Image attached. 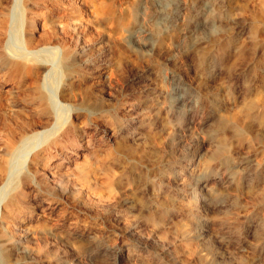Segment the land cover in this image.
Wrapping results in <instances>:
<instances>
[{
	"label": "rangeland",
	"instance_id": "1",
	"mask_svg": "<svg viewBox=\"0 0 264 264\" xmlns=\"http://www.w3.org/2000/svg\"><path fill=\"white\" fill-rule=\"evenodd\" d=\"M144 1L0 0V203L15 194L21 201L15 221L0 219V264H203L198 242L181 237L202 222L211 231L204 236L205 248L218 255V264H264V225L255 227L264 216V182L258 173L250 175L247 186L237 176L236 185L219 188L211 205L198 186L181 191L161 185L166 173L178 178L215 165L208 142L227 138L225 121L249 98L247 56L264 43V1ZM187 16L193 20H184ZM139 32L146 34L144 50L137 43ZM160 36L161 47L154 51L151 46ZM216 41L244 43L243 57L234 61L228 52L219 65L212 63L206 55ZM66 50L74 58L71 73L62 65ZM45 140H57L53 158L46 167L34 168ZM227 144L230 169L241 175V167L255 160L264 171V152L250 156ZM223 179L219 174L213 182L217 186ZM130 211L136 212L131 216ZM220 233L229 237L226 246L215 241Z\"/></svg>",
	"mask_w": 264,
	"mask_h": 264
},
{
	"label": "bare ground",
	"instance_id": "2",
	"mask_svg": "<svg viewBox=\"0 0 264 264\" xmlns=\"http://www.w3.org/2000/svg\"><path fill=\"white\" fill-rule=\"evenodd\" d=\"M7 1V0H6ZM26 1H30V0H26ZM146 1V0H145ZM145 1H144V4H145ZM187 1V0H186ZM264 1V0H263ZM262 1V2H263ZM16 2L18 3V0H12V4L13 3H15L16 4ZM194 3H195V1H193ZM193 2L191 1V3L193 4ZM256 2H258V0H256L255 1V3ZM262 2H260V3H262ZM3 4V3H2ZM11 4V5H12ZM27 4V3H26ZM143 4V5H144ZM186 4V3H185ZM257 4H259V2L257 3ZM256 4V7L258 6ZM29 5V4H28ZM264 5V4H263ZM14 6V5H13ZM12 6V7H13ZM92 7H93V5H92ZM259 7L261 8V5H259ZM94 8V7H93ZM145 8V7H144ZM258 8V7H257ZM96 9H98V7H96ZM94 10V9H93ZM182 10V9H181ZM96 11V10H95ZM99 11V10H98ZM98 11H97V13H98ZM191 11V10H190ZM197 12H199V11H197ZM187 13V12H186ZM93 14V13H92ZM185 15V14H184ZM183 15V16H184ZM188 15V14H187ZM191 15V14H190ZM4 17L6 16V15H3ZM193 16V15H192ZM192 16H187V19H185V17H184V20H187V22H191L192 20H193V17ZM195 18V17H194ZM199 18V17H198ZM181 19V18H180ZM204 21V20H203ZM220 23V22H219ZM178 24H179V22H178ZM184 24V23H183ZM185 24H187V23H185ZM221 25H222V23H220ZM220 25V26H221ZM185 26V25H184ZM195 26V25H194ZM218 26H219V24H218ZM223 26V25H222ZM220 27L221 29L222 28H224L225 30H224V33H225V31H226V26H225V23H224V26L223 27ZM229 26H230V23H229ZM22 27V26H21ZM177 27H179V26H177ZM176 27V28H177ZM186 27V26H185ZM261 27H262V25H261ZM24 28H26V27H24ZM231 28V27H230ZM229 28V29H230ZM178 29V28H177ZM192 29V28H191ZM143 30V29H142ZM145 30V29H144ZM181 30V29H180ZM186 30V29H185ZM258 30V29H257ZM141 31V30H140ZM177 31V30H176ZM182 31V30H181ZM187 31V30H186ZM227 32V31H226ZM256 32V31H255ZM162 33H163V31H162ZM169 33H170V30H169ZM229 33V32H228ZM155 36H156V32L155 33H153ZM152 34V35H153ZM230 34V33H229ZM254 35H255V33H253ZM262 34V33H261ZM260 34V35H261ZM263 34H264V32H263ZM29 35V34H28ZM165 35V34H164ZM170 35V34H169ZM172 35V34H171ZM222 35V34H221ZM48 36H49V34H48ZM157 36H158V34H157ZM24 37V36H23ZM137 43H138V46L140 47V48H146L147 47V43H146V34L144 33V32H139L138 34H137ZM135 37V38H136ZM151 37V36H150ZM163 37V36H162ZM161 36H160V38L159 37H157L156 38V40H155V43H153V45L151 46L150 44V46H151V49L152 50H154V51H158L159 49H160V47H161V43H162V41H161V38H162ZM169 37V36H168ZM181 37V36H180ZM229 37V36H228ZM253 37V36H252ZM255 38H256V36H254ZM29 38V37H28ZM30 38H33L32 36L30 37ZM148 38V37H147ZM171 38V37H170ZM217 38H218V36H216V40H217ZM232 38H233V36H232ZM242 38V37H241ZM241 38L239 39V40H241ZM258 38V37H257ZM256 38V39H257ZM25 39V38H24ZM172 39V38H171ZM173 39H174V37H173ZM181 39V38H180ZM185 39V38H184ZM214 39H215V37H214ZM237 39V38H236ZM244 39V38H243ZM248 39V38H247ZM253 39V38H252ZM148 40H149V38H148ZM147 40V41H148ZM150 40H151V38H150ZM168 40V39H167ZM175 40V39H174ZM199 40V39H198ZM201 40V39H200ZM225 40V39H224ZM230 40V39H229ZM28 41V40H27ZM34 41V40H33ZM234 41V40H233ZM236 41V40H235ZM238 41V40H237ZM247 41V40H246ZM180 42V41H179ZM258 42H262V41H260V39L256 42L255 41V43L257 44ZM24 43V42H23ZM28 43V42H27ZM149 43H151V42H149ZM164 43H166V42H164ZM169 43H170V45H172L171 44V42L169 41ZM177 43V42H176ZM197 43V42H196ZM208 43V42H207ZM230 42H228L227 43V41L226 42H217L216 41V44L214 45V47H213V49L211 50V51H209V53L206 55V59H210V60H214V62H212V63H215L216 65L218 64H220L221 63V60H222V57L224 56V54L225 53H227L228 54V52H230L231 54H232V56H233V60L234 61H236V60H239L240 61V59L243 57V52H244V50H242V45L244 44H241L242 42H235L234 44H229ZM25 44V43H24ZM214 44V43H213ZM30 44H27V47L29 46ZM148 45V46H149ZM204 45V44H203ZM212 45V44H211ZM251 45V44H250ZM26 46V45H25ZM31 46V45H30ZM164 46V45H163ZM166 46V45H165ZM198 46V45H197ZM26 47V48H27ZM191 47V46H190ZM206 47V46H205ZM208 47V46H207ZM206 47V48H207ZM6 48V47H5ZM29 48V47H28ZM68 48V47H67ZM150 48V47H149ZM149 48H147L148 50H149ZM170 48V47H169ZM198 48V47H197ZM203 48V47H202ZM7 49V48H6ZM151 49H150V51H151ZM195 49V48H194ZM199 49V48H198ZM198 49H196L197 51H198ZM205 49V48H204ZM247 49V48H246ZM29 50H31V49H28V51ZM81 50V49H80ZM144 50V49H143ZM188 50V49H187ZM205 50H207V49H205ZM10 51V50H9ZM140 51H142V50H140ZM147 51V50H146ZM184 51V50H183ZM192 51V50H191ZM2 52V51H1ZM5 52H6V50H5ZM33 52V51H32ZM80 52V51H79ZM165 52V51H164ZM169 52V51H168ZM63 57H62V65H63V67H64V70L65 71H70V70H72V68H73V66H74V58H73V56H72V53L69 51V50H66L65 52L63 51ZM134 54H135V50H134ZM164 54V53H163ZM163 54H161V55H163ZM203 54V53H202ZM245 54V53H244ZM7 55V54H6ZM31 55V54H30ZM83 55V54H82ZM86 55V54H85ZM133 55V54H132ZM136 55V54H135ZM137 55H138V53H137ZM165 55H167V54H164V56ZM196 55V54H195ZM205 55V54H204ZM5 56V55H4ZM12 57H13V55H11ZM29 56V55H28ZM80 56V55H79ZM203 56V55H202ZM230 56V55H229ZM11 57V58H12ZM33 57V56H32ZM90 57V56H89ZM248 61H247V63H246V67L247 68H249L250 69V71H251V73H252V81L250 82V85H248L245 81H243V82H245L246 84H247V86H250V87H248L249 88V90H248V92H249V98H248V100L245 102H243V103H241V106H240V109L238 110V112L233 116L231 113V119H229V120H227V121H225V126H226V128L225 129H227V131H228V134H227V138L225 139V140H223V141H221L220 139H218L219 137H217V138H212L211 140H210V142H208V144H209V149H210V151H211V156H212V158L215 160V165L214 166H209V165H203V166H200L199 168H197V169H191L187 174H185V175H183V176H180V177H178V178H171L170 177V175L172 174H164L163 176H162V184L161 185H165V186H169V185H173V186H175V187H177L179 190H181V191H183V190H186L187 191V189H190V188H192V187H194V186H198V187H200V189H201V191H202V199H203V201L206 203V204H208V205H211V200H210V198H211V196H213V195H215L217 192H218V189L219 188H227L229 185H231L232 183H234L235 185H236V183H235V181L234 180H237L236 178H237V176H239V178H241L242 179V181L245 183V185L247 186V185H249L250 184V175L252 174V173H258L259 174V177H260V180L261 181H263L264 182V171L262 170V164L261 163H259V162H255V160H253L254 161V163H251V164H247V165H244V167L242 168L241 167V169H242V173L240 172V174L241 175H239L238 173H239V171H238V173L236 172V171H234V170H232V169H230L227 165L230 163H228V162H226V158H228V156L226 157V155H227V153H229L228 152V147L229 148H231L230 147V145L229 146H226V143H228L229 144V141L232 143V147H233V149H234V151H238V152H242V153H244V154H250V156L251 155H255V154H257V153H259V154H261L260 152H264V43L263 44H261V45H258L257 47H254V48H252V49H250L249 50V52H248ZM179 58H180V56H179ZM205 58V57H204ZM244 58H245V56H244ZM6 59V58H5ZM17 59V58H16ZM20 59V58H19ZM178 59V58H177ZM192 59V58H191ZM206 59H204V60H206ZM29 60V59H28ZM99 60V59H98ZM179 60V59H178ZM201 60V59H200ZM227 60V59H226ZM4 61V60H3ZM8 61V60H7ZM26 61V60H25ZM34 61V60H33ZM9 62V61H8ZM20 62V61H19ZM37 62H38V59H37ZM42 62H43V60H42ZM41 62V63H42ZM90 62V61H89ZM191 62H193V61H191ZM201 62V61H200ZM230 62H231V60H230ZM10 63V62H9ZM26 63V62H25ZM40 63V62H39ZM44 63V62H43ZM204 63V62H203ZM229 63V62H228ZM101 64V63H100ZM99 64V65H100ZM232 63H230V65H231ZM5 65V64H4ZM9 65V64H8ZM20 65V64H19ZM96 65V64H95ZM205 65V64H204ZM229 65V64H228ZM227 65V66H228ZM233 66L232 67H234V64H232ZM240 65V64H239ZM239 65H237L238 67H239ZM77 66V65H76ZM80 66V65H79ZM111 66V65H110ZM110 66H108V67H110ZM146 66V65H145ZM236 66V65H235ZM236 66V67H237ZM241 66V65H240ZM8 67V66H7ZM15 67V66H14ZM20 67V66H19ZM89 67V66H88ZM91 67V66H90ZM89 67V68H90ZM93 67V66H92ZM99 67V66H98ZM97 67V68H98ZM141 67V66H140ZM143 67V66H142ZM220 67H222V66H220ZM27 68V67H26ZM29 68V67H28ZM51 68H52V66H51ZM204 68V67H203ZM210 68H212V67H210ZM228 68V67H227ZM230 68H231V66H230ZM21 69V68H20ZM53 69H54V67H53ZM104 69V68H103ZM208 69H209V67H208ZM16 70V69H15ZM25 70V69H24ZM23 70V71H24ZM31 70V69H30ZM49 70H50V68H49ZM49 70H47V71H49ZM89 70V69H88ZM100 70V69H99ZM98 70V71H99ZM145 70V69H144ZM203 70V69H202ZM73 71V70H72ZM72 71H70V73L72 72ZM138 71V70H137ZM223 71V70H222ZM25 72H26V70H25ZM50 72V71H49ZM79 72V71H78ZM145 72V71H144ZM210 72V71H209ZM213 72V71H212ZM224 72H225V70H224ZM229 72L230 71H228V74H229ZM249 72V71H248ZM5 73V72H4ZM23 73V72H22ZM48 73V72H47ZM147 73V72H146ZM244 73V72H243ZM18 74V73H17ZM54 74H56V72H54ZM227 74V73H226ZM70 75V74H69ZM73 75V74H72ZM79 75V74H78ZM55 76H57V74L55 75ZM58 76H59V73H58ZM83 76V75H82ZM139 76V75H138ZM147 76V75H146ZM204 76V75H203ZM226 76V75H225ZM248 76V75H247ZM67 78V74H66V77H65V79ZM69 78V77H68ZM67 78V79H68ZM72 78V77H71ZM139 78H141V77H139ZM204 78H205V76H204ZM217 78V77H216ZM221 78V77H220ZM227 78V77H226ZM228 78H230V77H228ZM227 78V79H228ZM244 78V77H243ZM249 78V77H248ZM225 79V78H224ZM204 80V79H203ZM72 81V80H71ZM79 81V80H78ZM207 81V80H206ZM236 81V80H235ZM240 81H242V80H240ZM68 82V81H67ZM239 82V81H238ZM72 83H73V81H72ZM71 83V84H72ZM209 83V82H208ZM219 83V82H218ZM69 84V83H68ZM222 84V83H221ZM234 84H236V83H234ZM233 84V85H234ZM239 84V83H238ZM244 84V83H243ZM67 85V84H66ZM210 85V84H209ZM220 85V84H219ZM222 85H225L224 83L222 84ZM227 85V84H226ZM225 85V86H226ZM245 85V84H244ZM225 86H224V89H225ZM236 86V85H235ZM212 87V86H211ZM220 87V86H219ZM223 87V86H222ZM221 87V88H222ZM227 87V86H226ZM240 87V86H239ZM242 87H243V85H242ZM208 88V87H207ZM213 88V87H212ZM220 88V89H221ZM229 88H231V86L229 87ZM197 89V88H196ZM247 89V88H246ZM245 89V90H246ZM222 90V89H221ZM236 90V89H235ZM241 91V90H240ZM239 91V92H240ZM39 92V91H38ZM195 92H197V91H195ZM225 92V91H224ZM234 92V91H233ZM245 92V91H244ZM43 93V92H42ZM227 93V92H226ZM229 93V92H228ZM237 93V92H236ZM66 94V93H65ZM197 94V93H196ZM198 94H200V93H198ZM235 94V93H234ZM242 94V93H241ZM202 95V94H201ZM215 95V94H214ZM229 95V94H228ZM237 95L239 96V94L237 93ZM243 95V94H242ZM216 96V95H215ZM243 96H245V95H243ZM73 97V96H72ZM205 97V96H204ZM207 97V96H206ZM209 97L211 98V95H209ZM220 97V96H219ZM230 97V96H229ZM229 97H226V98H229ZM234 97V96H233ZM51 98V97H50ZM190 98V97H189ZM209 98V99H210ZM214 98V97H213ZM221 98V97H220ZM237 98V97H236ZM38 99L40 100V102H44L45 101V97L43 96V94H39V96H38ZM78 99V98H77ZM149 99V98H148ZM199 99H201V98H199ZM208 99V98H207ZM215 99V98H214ZM222 99H223V97H222ZM239 99H240V97H239ZM72 100H73V98H72ZM204 100H206V99H204ZM227 100V99H226ZM243 100V99H242ZM211 101V100H210ZM220 101V100H219ZM48 102V101H47ZM217 102V101H216ZM236 102V101H235ZM39 103V102H38ZM189 103V102H188ZM220 103V102H219ZM224 102H222L221 104H223ZM237 103V102H236ZM47 104V103H46ZM148 104H150V102L148 103ZM209 104V103H208ZM217 104V103H216ZM227 104H228V102H227ZM226 104V105H227ZM87 105H88V103H87ZM145 105H147L146 104V102H145ZM214 105V104H213ZM218 105V104H217ZM39 106H42V104H40ZM76 106V105H75ZM143 106V105H142ZM202 106V105H201ZM207 106V105H206ZM227 106H230V107H232L231 105H227ZM88 107H90V106H88ZM148 107V106H147ZM146 107V108H147ZM150 107V106H149ZM160 107V106H159ZM209 107V106H208ZM218 107H219V105H218ZM218 107L216 106V109H218ZM225 107V106H224ZM44 108V107H43ZM43 108H41V109H43ZM234 108V107H233ZM232 108V109H233ZM236 108H239L238 106L236 107ZM45 110H47V108L45 107L44 108ZM150 109V108H149ZM160 109V108H159ZM220 109V108H219ZM230 109V108H229ZM232 109H230V110H232ZM235 109V108H234ZM87 110V109H86ZM154 110V109H153ZM205 110V109H204ZM229 110V111H230ZM48 111V110H47ZM55 111V110H54ZM82 111V110H81ZM225 111V110H224ZM229 111H227V113L229 112ZM233 111V110H232ZM88 112V111H87ZM216 112V111H215ZM221 112V111H220ZM235 112V111H234ZM233 113V112H232ZM48 114V113H47ZM55 114H56V112H55ZM181 114V113H180ZM224 114H225V112H224ZM223 114V115H224ZM229 114V113H228ZM138 115V114H137ZM142 115H143V113H142ZM181 115H183V114H181ZM214 115V114H213ZM221 115V114H220ZM219 115V116H220ZM227 115V114H226ZM42 116V115H41ZM129 116V115H128ZM127 116V117H128ZM130 116H131V114H130ZM88 117V116H87ZM216 117V116H215ZM228 117V116H227ZM143 118V117H142ZM45 119V118H44ZM88 119V118H87ZM90 119V118H89ZM177 119V118H176ZM23 120V119H22ZM136 120V119H135ZM143 120V119H142ZM216 120H218V119H216ZM215 120V121H216ZM93 121V120H92ZM117 121V120H116ZM128 121V120H127ZM138 121V120H137ZM180 121V120H179ZM212 121V120H211ZM32 122V121H31ZM130 122V121H129ZM140 122V121H139ZM185 122V121H184ZM23 123H24V121H23ZM125 123V122H124ZM217 124H218V122H216ZM222 123V122H221ZM93 124V123H92ZM172 124V123H171ZM217 124L215 125V126H217ZM220 124V123H219ZM221 125V124H220ZM34 126V125H33ZM123 126V125H122ZM173 126H174V124H173ZM172 126V127H173ZM189 126V125H188ZM192 126V125H191ZM21 127V126H20ZM117 127V126H116ZM169 127V126H168ZM215 128V127H214ZM216 128H218V126L216 127ZM45 129V128H44ZM72 129V128H71ZM121 129V128H120ZM163 129V128H162ZM168 129V128H167ZM167 129H165L166 131L165 132H167V131H169V130H167ZM170 129V128H169ZM75 130V129H74ZM118 130V129H117ZM174 131H175V128L173 129ZM26 131H28V130H26ZM44 131V130H43ZM115 131H116V129H115ZM164 131V130H163ZM171 131V130H170ZM180 131H181V129H180ZM220 130L218 129V132H219ZM221 131H223V130H221ZM118 132V131H117ZM123 132V131H122ZM172 132V131H171ZM176 132V131H175ZM182 132V131H181ZM190 132V131H189ZM216 132V131H215ZM79 133V132H78ZM185 133V132H184ZM188 133V132H187ZM117 134V133H116ZM169 134H171V133H169ZM174 134V133H173ZM183 134V133H182ZM224 134V133H223ZM222 134V135H223ZM17 135V134H16ZM68 136V134H65L64 136ZM72 135V134H71ZM63 136V135H62ZM170 136V135H169ZM169 136H167L168 138H170ZM178 136V135H177ZM180 136H181V133H180ZM225 136V135H224ZM83 138V137H82ZM173 138V137H172ZM171 138V139H172ZM175 138V137H174ZM173 138V139H174ZM177 138V137H176ZM210 138V137H209ZM63 139V138H62ZM67 139V138H66ZM175 140V139H174ZM85 141V140H84ZM83 141V142H84ZM173 141V140H172ZM208 141V140H207ZM226 141H228V142H226ZM41 143V142H40ZM193 143V142H192ZM43 144V143H42ZM56 144H57V140H50V141H46L45 140V142H44V145L39 149V150H37V152H39V154H37L36 156H35V160L32 162V164H33V166H34V168L35 167H40V166H43V167H46L47 166V162H49V159H51V158H53V155H52V151L53 150H55V147H56ZM198 144V143H197ZM227 144V145H228ZM201 145L202 146H204L205 144H204V142L203 143H201ZM74 146V145H73ZM187 146V145H186ZM191 146V145H190ZM126 148V147H125ZM123 146H122V148L121 149H125ZM129 148V147H128ZM128 148H126V149H128ZM184 148V147H183ZM185 148H187V147H185ZM197 148V147H196ZM207 148V147H206ZM206 148H204V150L206 149ZM209 149H208V151H209ZM232 149V148H231ZM203 150V151H204ZM127 151H129V150H127ZM126 151V152H127ZM189 151V150H188ZM187 152V151H186ZM232 152V151H231ZM8 153V152H7ZM198 153V152H197ZM206 154L208 153L209 154V152H205ZM58 154V153H57ZM65 154V153H64ZM67 154V153H66ZM127 155H128V153H126ZM205 154V155H206ZM230 154H232V153H230ZM229 154V155H230ZM33 156V155H32ZM238 156H239V154H238ZM67 157V156H66ZM231 158V157H230ZM255 158V157H254ZM259 158V157H258ZM87 159V158H86ZM192 159V158H191ZM229 159V158H228ZM260 159V158H259ZM129 160V159H128ZM239 160V159H238ZM245 160V159H244ZM53 161V160H52ZM135 161V160H134ZM192 161V160H191ZM197 161V160H196ZM231 161V160H230ZM86 162V161H85ZM205 162V161H204ZM233 162V161H232ZM262 162V161H261ZM52 163V162H51ZM89 163V162H88ZM91 163V162H90ZM169 163V162H168ZM173 163H175V162H173ZM200 163H201V161H200ZM225 163H228L227 165L225 164ZM54 164V163H53ZM52 164V165H53ZM71 164H73V162L71 163ZM75 164H77V163H75ZM74 164V165H75ZM79 164V163H78ZM199 164V163H198ZM73 165V166H74ZM84 165V164H83ZM83 165L81 164L80 165V168L81 169H83L82 167H83ZM134 166H135V163L133 164ZM137 165H138V163H137ZM136 165V166H137ZM175 165V164H174ZM201 165V164H200ZM230 165V164H229ZM77 166H79V165H77ZM82 166V167H81ZM86 166H88V165H86ZM91 166H92V164H91ZM134 166H133V168H134ZM140 166V165H139ZM142 166V165H141ZM168 166V165H167ZM170 166V165H169ZM191 166V165H190ZM178 167V169H180L179 168V166H177ZM231 167V166H230ZM78 168V167H77ZM84 168H85V166H84ZM90 168V167H89ZM92 168V167H91ZM136 168V167H135ZM139 168V167H138ZM145 169L144 170H146L147 168H148V166H147V168L146 167H144ZM182 168V167H181ZM190 168V167H189ZM232 168V167H231ZM236 168H238V167H235V169ZM65 169V168H64ZM70 169H72V168H70ZM87 169V168H86ZM86 169H84V170H86ZM95 169V168H94ZM93 169V170H94ZM163 169V168H162ZM234 169V168H233ZM241 169H239V170H241ZM34 170V169H33ZM41 170V169H40ZM44 170V169H43ZM83 170V171H84ZM148 170V169H147ZM161 170V169H160ZM170 170V169H169ZM238 170V169H237ZM64 171V170H63ZM65 171H67V170H65ZM65 171L64 172H62V174H64L65 173ZM72 171V170H71ZM92 170H90L89 172H91ZM133 171H135V169L133 170ZM142 171H143V169H142ZM159 171V170H158ZM166 171V170H165ZM164 171V172H165ZM182 171V170H181ZM27 172V171H26ZM58 172V171H57ZM56 172V173H57ZM68 172H70V171H68ZM72 172H74V170L72 171ZM76 172V171H75ZM80 172H82V170L80 171ZM92 172H94V171H92ZM144 172V171H143ZM147 172V171H146ZM169 172V171H168ZM172 172H174V171H172ZM177 172V171H176ZM220 172V173H219ZM67 173V172H66ZM71 173V172H70ZM145 173V172H144ZM185 173V172H184ZM4 174V172L2 173V175ZM29 174V173H28ZM93 174V173H92ZM95 174V173H94ZM98 174V173H97ZM141 174V173H140ZM178 174V173H177ZM219 174H220V176H221V174L222 175H224V179L223 180H221L220 182H217V186H216V184L213 182V180H216V178L217 177H219ZM74 175V174H73ZM75 175H77V174H75ZM96 175V174H95ZM146 175V174H145ZM176 175V174H175ZM25 176V175H24ZM37 176V175H36ZM158 176V175H157ZM156 176V177H157ZM179 176V175H178ZM3 177V176H2ZM66 177V176H65ZM68 177V176H67ZM78 177V176H77ZM79 177H81L80 175H79ZM144 177V176H143ZM148 177V176H147ZM146 177V178H147ZM1 178V177H0ZM239 178H238V180H239ZM79 179V178H78ZM82 179V178H81ZM87 179V178H86ZM89 179V178H88ZM221 179V178H220ZM219 179V180H220ZM36 180V179H35ZM82 180H84V179H82ZM145 180V179H144ZM160 180V179H159ZM22 180L20 179V182H21ZM27 181H29V177L28 176H25L24 177V183H26ZM32 181V180H31ZM79 181H81V180H79ZM83 182V181H82ZM237 182H240V181H237ZM86 183V182H85ZM139 183H140V181H139ZM148 183V182H147ZM146 183V184H147ZM253 183V182H252ZM36 184V183H35ZM131 184V183H130ZM130 184H128V186L130 185ZM138 184V183H137ZM241 184V183H240ZM262 184H264V183H262ZM261 184V185H262ZM163 185V186H164ZM127 186V187H128ZM137 186V185H136ZM141 186H144V185H142L141 184ZM140 186V187H141ZM25 187V186H24ZM139 187V186H138ZM159 187V186H158ZM170 187V186H169ZM262 187H263V185H262ZM143 188H145V187H142V189ZM161 188V187H160ZM247 188V187H246ZM252 188V187H251ZM140 189V188H139ZM220 189V190H221ZM249 189V188H248ZM255 189V188H254ZM263 189V188H262ZM131 190H134V188L132 189L131 188ZM130 190V191H131ZM147 190V189H146ZM192 190H195L194 188H192ZM230 190V187L228 188V191ZM135 191H137V190H135ZM188 191H190V190H188ZM196 191V190H195ZM223 191H225V190H223ZM251 192V191H250ZM257 192V191H256ZM125 193H127V192H125ZM167 193V192H166ZM178 193V192H177ZM184 193V192H183ZM252 193V192H251ZM253 193H255V191L253 192ZM127 194H130V193H127ZM134 194V193H133ZM137 194V193H136ZM168 194V193H167ZM257 194V193H256ZM261 194V193H260ZM124 195H126V194H124ZM131 195V194H130ZM249 195H251V194H249ZM128 195H126L125 197H127ZM132 196V195H131ZM136 196V195H135ZM261 196V195H260ZM180 197V196H179ZM130 197H128V199H129ZM133 198V197H132ZM135 198V197H134ZM134 198H133V200H134ZM186 198V197H185ZM195 198H197V197H195ZM127 199V198H126ZM136 199H137V197H136ZM175 199V198H174ZM194 199V198H193ZM192 199V200H193ZM171 200V199H170ZM173 200V199H172ZM197 200V199H196ZM128 201V200H127ZM132 201V200H131ZM130 201V202H131ZM214 201V200H213ZM217 201V200H216ZM218 201H220V200H218ZM225 201V203H227L226 202V200H224ZM223 201V202H224ZM129 202V201H128ZM174 202H177V200L176 201H174ZM192 202H194V200L192 201ZM196 202V201H195ZM194 202V203H195ZM126 203V202H125ZM193 203V204H194ZM221 203V202H220ZM219 203V206L222 208L223 206H225V204L224 203H221L220 204ZM128 204V203H127ZM184 204V203H183ZM20 205H21V201H20V197L17 195V194H15V195H11V197L10 198H8V200L7 201H5V202H2V203H0V219H1V221L2 222H10V221H13V219L15 218V215H17L19 212H20ZM185 205V204H184ZM186 205H188V204H186ZM185 205V206H186ZM197 205V204H196ZM205 205V204H204ZM180 206V205H179ZM191 207H193L192 206V204L190 205ZM199 206V205H198ZM197 206V207H198ZM228 206V205H227ZM226 206V207H227ZM143 207V206H142ZM189 207V206H188ZM188 207H186V208H188ZM196 207V206H195ZM195 207H194V210H195ZM203 207V206H202ZM208 207V206H207ZM226 207H225V209H226ZM129 208V207H128ZM144 208V207H143ZM214 208V207H213ZM219 208V207H218ZM164 209V208H163ZM162 209V210H163ZM199 209V208H198ZM212 209V208H211ZM136 210V209H135ZM142 210H144V209H142ZM147 210V209H146ZM173 210V209H172ZM188 210V209H187ZM192 209H190L189 208V212L191 211ZM207 210V209H206ZM196 211V210H195ZM208 211V210H207ZM222 211H224V210H222ZM221 211V212H222ZM228 211V210H227ZM136 211H130V212H128V214L129 215H133L134 213H135ZM159 212H160V209H159ZM159 212H158V214H159ZM181 212V211H180ZM187 212V211H186ZM219 212V211H218ZM220 212V213H221ZM164 213V212H163ZM182 213V212H181ZM194 213V212H193ZM224 213V212H223ZM125 215V214H124ZM126 215H127V212H126ZM125 215V216H126ZM166 215V214H165ZM181 215V214H180ZM182 215H183V213H182ZM194 215H195V213H194ZM124 216V217H125ZM128 216V215H127ZM189 216H190V214H189ZM200 216V215H199ZM261 216V215H260ZM17 217V216H16ZM129 217V216H128ZM187 218V217H186ZM18 219V218H17ZM130 219V218H129ZM193 219V218H192ZM192 219L190 220V221H192ZM196 219V218H195ZM200 219V218H199ZM198 219V220H199ZM257 219V218H256ZM197 220V221H198ZM209 220H211V219H209ZM14 221H15V219H14ZM17 221V220H16ZM189 221V222H190ZM202 221V220H201ZM185 222V221H184ZM188 222V223H189ZM199 222V221H198ZM179 223V222H178ZM177 223V224H178ZM187 223V222H186ZM192 223V222H191ZM193 223H196V222H194L193 221ZM175 224V223H174ZM184 224V223H183ZM182 224V225H183ZM199 224V223H198ZM205 224V223H204ZM203 224V222H202V224H200V225H195L194 224V228L192 229L193 230V232H182V236L181 237H184V238H191V237H193V239H195L197 242H198V244L201 246V258H202V261H203V264H218V262H219V257H218V255L216 254V253H214V252H212V251H209V250H207L206 248H205V234L206 233H210L211 234V231H209V232H207V229H206V226ZM208 224V223H207ZM6 225V224H5ZM178 225H180V224H178ZM190 225H192V224H190ZM264 225V216H262L261 218H259V219H257L256 221H255V227H261V226H263ZM4 226V225H3ZM12 226V225H11ZM174 226H176V224L174 225ZM174 226L172 227V228H174ZM210 226V225H209ZM227 226H229V225H227ZM2 227V226H1ZM191 227V226H190ZM230 227V226H229ZM254 227V226H253ZM6 228V227H5ZM182 228V227H181ZM208 228V227H207ZM212 228V227H211ZM263 228V227H262ZM1 229H3L4 230V228L2 227ZM7 229V228H6ZM25 229V228H24ZM190 229V228H189ZM226 229V228H225ZM2 230V231H3ZM186 230H187V228H186ZM191 230V231H192ZM224 230V229H223ZM231 230H233V229H231ZM218 231V230H217ZM234 231L236 232L237 230L236 229H234ZM180 232V231H179ZM214 232H216V231H214ZM238 232V231H237ZM8 233V232H7ZM212 233H213V231H212ZM218 233V232H217ZM225 233V232H224ZM224 233H220V234H216V235H214V237H215V241L216 242H218L219 244H226V243H228V238L229 237H227V233L226 234H224ZM263 234H264V232H263ZM178 235V234H177ZM207 235V234H206ZM209 235V234H208ZM257 235V234H256ZM261 235V234H260ZM210 236V235H209ZM178 237H179V235H178ZM260 237V239H261V236H258V238ZM263 237V236H262ZM232 238V237H231ZM234 238V237H233ZM255 238V237H254ZM257 238V239H258ZM256 239V243L258 242V240ZM264 239V238H263ZM183 240V239H182ZM4 241V240H3ZM6 241H8V239L6 240ZM231 241V240H230ZM1 242V241H0ZM250 242V241H249ZM259 242H260V240H259ZM232 243V242H231ZM198 245V246H199ZM254 245V244H253ZM261 245V244H260ZM226 246V245H225ZM259 246V245H258ZM254 247V246H253ZM260 247V246H259ZM91 248V247H90ZM255 248V247H254ZM92 250V249H91ZM259 250H260V248H259ZM83 251H84V249H83ZM89 251H87V253H88ZM86 253V252H85ZM82 254V253H81ZM84 254V253H83ZM91 255V254H90ZM26 256V255H25ZM80 257V256H79ZM78 257V258H79ZM81 258V257H80ZM89 259V258H88ZM16 264V263H15Z\"/></svg>",
	"mask_w": 264,
	"mask_h": 264
}]
</instances>
